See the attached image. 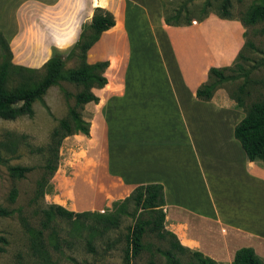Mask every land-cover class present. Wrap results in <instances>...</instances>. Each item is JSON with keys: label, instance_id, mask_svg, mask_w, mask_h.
<instances>
[{"label": "crops", "instance_id": "1", "mask_svg": "<svg viewBox=\"0 0 264 264\" xmlns=\"http://www.w3.org/2000/svg\"><path fill=\"white\" fill-rule=\"evenodd\" d=\"M155 1H15L16 28L3 34L25 45L26 61L17 64L30 68L62 57L95 7L115 22L86 52L88 63L108 65L106 83L91 89L98 101L81 109L89 135L67 136L81 140L84 156L70 172L58 163L45 195L68 210L115 213L135 187L158 183L164 227L181 245L227 264L241 247L264 260V161L249 160L234 137L244 111L221 89L210 99L196 95L211 67L234 63L244 26L215 13L167 24ZM66 31L73 41L62 49Z\"/></svg>", "mask_w": 264, "mask_h": 264}, {"label": "rangeland", "instance_id": "2", "mask_svg": "<svg viewBox=\"0 0 264 264\" xmlns=\"http://www.w3.org/2000/svg\"><path fill=\"white\" fill-rule=\"evenodd\" d=\"M15 1L0 0L2 34L6 28L11 31L16 28L15 12H12L16 8ZM93 1L95 4L105 3L104 0ZM223 1L160 0L158 4L162 5L165 16L170 17L172 22L183 24L187 20L191 22V19H200L208 13L220 16ZM229 2V18L242 21L253 5L263 3L264 0ZM129 18L131 20L130 14ZM243 26L245 42L240 56L235 59L231 68L225 71L226 78L216 89H221L224 95L235 102V96H241L244 105L248 106L264 95V17L255 23H244ZM66 32L68 35L58 40L62 49L69 47L73 41V33ZM3 36L12 52V62L17 64L18 61H26L25 45L14 44L4 34ZM72 47L66 49L62 55L65 69L76 68L80 64L76 55L66 58ZM14 49L19 52L16 53ZM3 51L0 44V64L3 61ZM44 60L45 56H42L36 64L40 65ZM36 69L34 80H39L44 76L45 69L43 65ZM18 80L16 75H11L7 86L15 87ZM212 80L215 78L210 81ZM81 88V84L59 80L48 88L41 99L33 103V114L20 115L14 119L0 116V141L9 140L13 143L11 150L0 147V206L13 210L11 215L0 216V237L6 240H0V246L4 248V251L0 252V264H166L164 252L168 249L185 264L193 261L190 253L171 249L169 236L159 238L154 232L146 231L142 237L143 249L127 263L124 259L126 234L138 218L146 216L133 203L126 205L127 213L119 215L116 226L104 224L101 217L94 214L77 220L55 216L43 230L47 252L42 259L33 255L29 236L22 226L20 215L24 216L32 227H41V220L44 219L42 210L50 203L45 194H40L38 186L43 178L47 179L50 175L45 164L50 155L48 145L51 133L58 125L59 119L68 115L69 108L75 103L74 96ZM68 139L67 136L63 139L58 151V162L61 163L63 173L70 172L74 166L73 162L78 161L79 164L80 158L84 156V151L79 150L81 140ZM13 165L29 166L31 170L23 177H14L9 172V167ZM13 187L17 189V196L11 201L9 195Z\"/></svg>", "mask_w": 264, "mask_h": 264}, {"label": "trees", "instance_id": "3", "mask_svg": "<svg viewBox=\"0 0 264 264\" xmlns=\"http://www.w3.org/2000/svg\"><path fill=\"white\" fill-rule=\"evenodd\" d=\"M229 4V0L223 1L221 5V17H230V12L228 10ZM263 17L264 2L253 5L246 12L245 18L240 21L243 24L255 23ZM165 22L174 25L182 24L172 22L171 18L167 16H165ZM188 22L189 20L183 24ZM114 23V17L111 12L101 7H95L91 21L82 24L78 40L66 55V58H70L72 55L79 57V66L76 68L65 69L63 57L58 54L53 55L43 64L45 74L39 80H34L37 73L36 68L18 65L12 62V52L10 51L8 42L4 38L2 32H0V44L4 50L3 61L0 64L1 117L14 119L20 115L33 114V103L36 100L41 99L48 88L57 84L59 80H68L81 84L82 86L81 90H79L74 96L75 103L69 108L68 115L59 119L58 125L51 133V141L48 145L50 155L45 164V168L49 170L50 175L47 179L43 178L38 186V190L42 195L50 191L52 188L50 179L58 167V151L63 139L68 135L79 132L87 136L89 135V122L83 119L80 110L86 102L98 101V97L91 89L92 87H102L106 83L107 79L103 73L108 62L99 61L90 64L86 61V52L99 38L100 34L104 30L113 26ZM116 27H120V24L118 23ZM238 56H240V52L237 57ZM262 61L264 62V57ZM230 68L231 66L211 67L208 73V81L197 88L196 95L202 99H210L218 84L226 78L225 71ZM26 74L28 75L27 77L25 76ZM11 75H16L19 80L15 87L9 88L7 83ZM213 77L215 80L210 81ZM235 99L237 106L243 109L244 116L234 127V137L240 142L249 160L264 161V95L248 106L244 105L241 96H235ZM12 146L13 143L9 140L0 141V147L11 150ZM30 170L31 167L29 166L13 165L9 167V172L14 177H23L25 173ZM16 196L17 189L13 187L9 198L11 201H14ZM128 203H133V205L140 210V212H144L146 216L138 218L126 234L127 245L124 251V259L127 263L143 249L144 244L142 242V237L146 231H151L159 238L169 236L171 238V249L180 253H190L193 261H190L188 264H227L217 262L204 256L198 251H193L184 247L179 243L173 233L165 229L163 187L158 183L142 184L135 187L115 213H100L95 211L77 212L68 210L61 205L50 203L42 210L44 219L41 220L40 228L32 227L28 220L22 215H20V219L25 232H27L29 236L33 255L42 259L47 252L43 239V230L49 225L55 216L67 220H77L94 214L100 216L102 219L101 221L104 222V224L109 223L116 226L119 215L127 213L126 205ZM12 213L13 210H8L0 206V216H8ZM0 240L6 242L4 237H0ZM90 249L92 250L91 246ZM2 251H4V248L0 246V252ZM164 255L166 256V264H185L176 257L170 249L166 250ZM230 264H264V260L260 258L252 248L241 247L236 250L234 258Z\"/></svg>", "mask_w": 264, "mask_h": 264}]
</instances>
